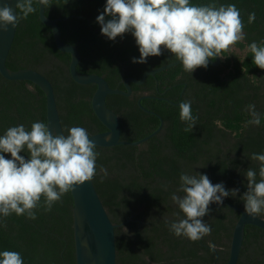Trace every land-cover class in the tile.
<instances>
[{
  "label": "trees",
  "instance_id": "trees-1",
  "mask_svg": "<svg viewBox=\"0 0 264 264\" xmlns=\"http://www.w3.org/2000/svg\"><path fill=\"white\" fill-rule=\"evenodd\" d=\"M107 0H48L45 14L58 22L63 40L77 47L81 59L78 71L103 76L111 88L125 89L127 78L140 79L155 68L176 59L169 50L147 63H133L140 52L135 37L125 33L115 41L101 34L96 18ZM217 3V0H190L192 5ZM235 4L241 11L246 38L233 45L246 50L245 56L231 51L220 53L226 60L222 67L203 66L192 73L182 64L148 76L142 85L131 83L132 95H109L107 106L120 118L121 140L137 141L160 125V119L143 111L157 113L164 120L162 130L141 146L117 145L97 147L96 190L116 225L117 264H226L235 224L240 216L229 206L210 204V215L203 219L212 226L211 235L198 241L177 237L166 221L184 216L171 196L180 185L182 172L207 174L213 184L227 178L226 190L240 189L226 197L231 204L244 209L241 196L247 191L245 172L257 171L259 161L252 153L264 154V69L253 62L249 49L253 41H264V0H220ZM37 11L22 19L7 59L12 71L33 69L53 84L64 134L80 126L92 135L106 131L92 109L94 84L76 83L69 72L71 55L56 47L52 29L39 19ZM256 13L254 22L248 14ZM81 15L82 18L73 16ZM67 18V19H64ZM110 17H106L109 19ZM215 61L216 58H210ZM227 72L225 77L222 73ZM192 101L193 115L199 119L194 130L180 119L179 106ZM254 104L261 114L259 126L248 125L247 106ZM46 95L37 85L27 81H10L0 74V136L9 127L24 124L31 130L33 122L47 123ZM11 159L10 153L4 154ZM30 158L27 151L21 153ZM106 173L100 171V166ZM165 186H167L165 188ZM183 195V193H177ZM44 197H41L43 204ZM74 201L71 192L51 211L36 210L37 218L0 216V251L19 252L24 264H76L73 229ZM259 216L264 218V213ZM238 264H264V231L247 225Z\"/></svg>",
  "mask_w": 264,
  "mask_h": 264
},
{
  "label": "clouds",
  "instance_id": "clouds-1",
  "mask_svg": "<svg viewBox=\"0 0 264 264\" xmlns=\"http://www.w3.org/2000/svg\"><path fill=\"white\" fill-rule=\"evenodd\" d=\"M34 2L45 8L48 5V0H16L14 10L11 0H0V32H7L9 26L16 28L22 19L35 13ZM255 19V12L248 14L249 23ZM96 22L101 26V34L112 41L125 33L135 37L140 57H133V63H147L149 57L161 56L166 49L190 73L201 66L207 68L209 58L221 56V52L246 38L241 11L235 4L107 0ZM248 47L254 54L255 65L264 69V41L259 45L253 41ZM179 109L180 119L187 125L184 131L191 133L199 119L193 115L192 101L181 102ZM247 111L251 116L247 124L259 126L261 114L255 105L249 104ZM90 137L87 129L80 126L68 128L66 135H53L50 124L39 120L32 123L31 130L24 124L9 127L0 136V216L15 213L35 220L37 209L51 211L54 203L74 192V186L91 181L97 175L100 153ZM24 151L30 154L29 159L21 155ZM5 153H10L11 159ZM250 159L260 162V179L257 181L255 169L246 170L247 191L241 199L245 212L256 217L264 213V154L252 153ZM100 171L107 174L102 165ZM179 179V188L171 200L184 216L176 213L178 218L166 223L175 236L195 242L211 235L212 226L203 219L212 212L209 205L223 204L224 198L235 197L240 189L226 190L223 183L213 184L207 174L198 172H182ZM0 264H24V260L19 252L5 250L0 251Z\"/></svg>",
  "mask_w": 264,
  "mask_h": 264
},
{
  "label": "water",
  "instance_id": "water-1",
  "mask_svg": "<svg viewBox=\"0 0 264 264\" xmlns=\"http://www.w3.org/2000/svg\"><path fill=\"white\" fill-rule=\"evenodd\" d=\"M15 3L16 0H11V6L14 10ZM217 4H221L220 0H217ZM73 17L82 18L81 15ZM39 19L44 25L51 27L58 50L71 55L69 72L72 79L81 85L94 84L97 86L91 99L92 109L96 117L107 129L104 132L91 135L90 139L97 144V147H114L117 145L141 146L162 130L164 126L163 118L157 113L142 106L141 100L149 97L148 95H144L139 99L138 105L146 113L153 114L160 119L159 127L150 135L140 140H121L122 126L120 118L107 106L106 100L109 95L131 96V83L142 85L148 76H156V74L162 71L178 66L181 64L180 61L175 60L159 68L151 69L145 72L140 79H125L123 81L125 89L111 88L103 76L86 74L78 71L77 67L81 55L77 47L63 40L62 31L58 25V22L63 19L49 18L45 14V7L43 5H39ZM16 31L17 27L13 28L9 26L7 32H0V74L10 81H27L39 86L46 95V117L47 123L50 124L51 132L53 135L64 134L56 94L51 81L40 72L33 69L12 71L7 67V59L15 40ZM220 63L221 56H217L215 61H212L209 58V64L212 66H218ZM180 103L181 102L173 104L179 106ZM226 182L227 178L221 182L225 185V188ZM74 187L75 190L74 192H71V194L74 201L73 229L76 264H117L115 229L119 225L112 222L107 209L96 190L93 179L91 181H85L81 186ZM223 202L234 211L240 213L232 233L229 259L226 263L238 264L243 247L245 227L247 225H253L264 231V218L261 216H249L243 208L229 203L226 198H224Z\"/></svg>",
  "mask_w": 264,
  "mask_h": 264
},
{
  "label": "rangeland",
  "instance_id": "rangeland-1",
  "mask_svg": "<svg viewBox=\"0 0 264 264\" xmlns=\"http://www.w3.org/2000/svg\"><path fill=\"white\" fill-rule=\"evenodd\" d=\"M231 51H233L236 54L242 55V56L243 55L245 56V54H246V50H240L239 48H236L234 46L231 47ZM222 59H223V61L226 60V58H224V57Z\"/></svg>",
  "mask_w": 264,
  "mask_h": 264
},
{
  "label": "flooded vegetation",
  "instance_id": "flooded-vegetation-1",
  "mask_svg": "<svg viewBox=\"0 0 264 264\" xmlns=\"http://www.w3.org/2000/svg\"><path fill=\"white\" fill-rule=\"evenodd\" d=\"M230 49H231V48H230ZM243 56H244V55H243ZM222 58H223V56L221 55V63H220L218 66H216V67H222V63L224 62ZM227 72H228V71L222 73V74H221L222 77H225L226 74H227ZM144 95H147V94H144ZM144 95H143V96H144Z\"/></svg>",
  "mask_w": 264,
  "mask_h": 264
}]
</instances>
